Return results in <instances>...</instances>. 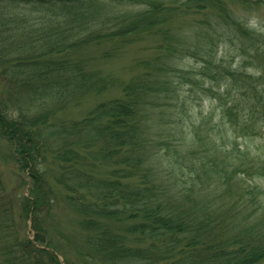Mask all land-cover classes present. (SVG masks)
Instances as JSON below:
<instances>
[{
	"label": "trees",
	"instance_id": "trees-1",
	"mask_svg": "<svg viewBox=\"0 0 264 264\" xmlns=\"http://www.w3.org/2000/svg\"><path fill=\"white\" fill-rule=\"evenodd\" d=\"M224 1L0 0V59L10 66L0 73L8 78L0 92V132L13 143L18 163L32 180V197L23 204L32 212L36 241L44 238L40 217L50 207L44 180L47 158L42 153L51 151L58 160L66 202L82 217L88 255L98 256L100 264L264 260V202L258 187L249 182L264 179V156L230 141L236 131L249 134V126L261 117L241 122L237 103L228 100L233 88L229 84L223 94L211 92L218 114L191 123L181 115L187 99L180 97V90L177 94L171 79L177 42L169 22L177 15L209 10L218 13L209 25L241 31L243 25L232 19ZM226 1L250 7L264 0ZM125 5L129 9L118 8ZM142 34L157 35L160 52L123 85L120 98L99 103L81 121L47 123L80 95L103 92L111 84L72 59L70 52ZM197 59L203 63L202 76L210 75L213 81L211 60ZM261 70L264 86V64ZM255 103L258 109L260 103ZM189 125L192 129L185 131ZM180 130L187 133L183 136L188 150L171 148L180 141ZM231 154L239 159L234 161ZM97 162L110 168L109 177L93 174ZM10 213L9 206L0 205L1 230L7 229ZM105 221L122 224L123 230H112ZM8 237L4 232L2 238ZM4 240L0 253L7 261L17 256L20 261L28 257L30 264H57L53 252L27 238Z\"/></svg>",
	"mask_w": 264,
	"mask_h": 264
},
{
	"label": "rangeland",
	"instance_id": "rangeland-1",
	"mask_svg": "<svg viewBox=\"0 0 264 264\" xmlns=\"http://www.w3.org/2000/svg\"><path fill=\"white\" fill-rule=\"evenodd\" d=\"M224 2H226L225 7L232 19L244 26L240 28L241 31L238 28L237 31L233 30L230 26H221L218 30L209 25L208 23L217 21L218 15L216 11L209 10L197 15H177L169 22V27L177 42L174 48L175 56L172 58L175 71L173 77L176 78L171 79L177 94L180 90V97L187 99V103L185 102L182 106L186 108V112L183 108L181 115L189 119L191 123L199 121L200 116L218 114L217 100L211 99V92L223 94L225 86L233 84V88L230 89L231 93L227 96L228 100L237 103L236 110L241 114V122L242 118L247 120L248 117H250V122L260 117L261 119L249 126L251 129H248L249 134L244 135L245 132L236 131L230 136V141L242 150L250 149L252 153L257 151L263 153L264 156V86L260 81L263 72L261 65L264 64V1L253 3L254 5L250 7L238 1L225 0ZM118 8L129 9V6H118ZM197 23L200 25L196 26ZM111 45L114 47L111 48ZM159 46H161V41L157 35L142 34L131 40H125L123 43H94L84 49H79V52H70L72 59L80 60L88 70L108 78L111 84L103 92L80 95L76 100L56 111L47 123L58 125L61 122L81 121L99 103L120 98L123 85L144 70L145 63L152 61L154 56L160 52ZM199 56L209 58L213 63L214 66L210 68V72L214 73L213 81L208 78L210 75L202 76L203 63L197 59ZM9 67L0 59V73ZM233 74L237 77L236 80L231 77ZM246 77L251 79V84L246 82ZM7 80L8 78L4 79L0 76V92L7 84ZM255 102L260 103L258 109L255 108ZM254 110L263 111L257 115L253 112ZM171 111L175 114L178 111L177 107L172 108ZM190 126L184 130L190 131L192 129ZM180 131H182L180 141L172 142L171 148L188 150L184 146L187 142L183 136L187 133ZM176 132L177 129L173 133ZM250 133H253L251 139L249 138ZM165 136L168 137V132ZM160 150L161 148L158 149ZM79 151L81 154H86L83 150ZM42 154L47 158L44 180L47 182L46 188L50 191V207L45 209L40 217L44 238L42 241H36V231L32 227V212H28L27 205L23 204V199L32 197V180L28 169H23L18 163L15 146L3 136L2 131L0 132V198H3L0 205L9 206L11 210V220L5 223L7 229L1 230L0 228V248L7 244L4 239H11L12 243L15 240L20 241L27 238L37 247L53 252L57 264H100L98 256L92 254V258L88 255L90 251L85 241L87 232L80 224L81 215L66 202V191L59 180L58 160L54 158L55 155L51 151H44ZM230 157L234 161L239 159V156L235 154H231ZM87 158L90 159V157ZM168 169L172 170V168ZM92 170L93 174L99 177H109L110 168L104 164L97 162ZM249 182L250 185L258 187L261 192L258 198L264 202V179L256 177ZM105 222L112 230L117 232L123 230L122 224ZM4 232L9 236L8 238H2ZM131 244L138 245L136 241H131ZM15 255H17L16 249ZM0 264H30V259L23 257L20 261L16 256L15 259L7 261L0 253ZM259 264H264V260Z\"/></svg>",
	"mask_w": 264,
	"mask_h": 264
}]
</instances>
